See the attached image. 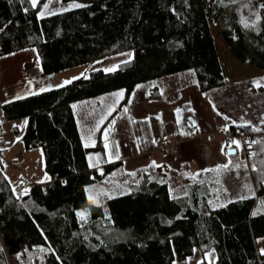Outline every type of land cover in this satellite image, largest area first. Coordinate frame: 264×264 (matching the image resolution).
Listing matches in <instances>:
<instances>
[{"label":"trees","instance_id":"16d2710c","mask_svg":"<svg viewBox=\"0 0 264 264\" xmlns=\"http://www.w3.org/2000/svg\"><path fill=\"white\" fill-rule=\"evenodd\" d=\"M46 1L33 7L30 0H0V56L36 48L40 75L129 51L134 56L114 72L95 70L87 78L2 106L6 121L28 118L21 142L27 150L42 149L50 179L31 185L17 199L0 151V264L16 256L21 264H36L41 257L42 264H175L193 256L195 249L214 251L212 264H264L258 250L264 239V124L260 131L239 126L243 124L228 129L232 135L251 136L249 142H261L247 146L255 192L246 199L213 207L207 182L189 183L184 192L173 194L167 178L155 181L144 174L131 192L103 206L90 202L86 188L120 162L91 168L87 155L103 148L108 121L99 128L96 145L85 147L72 107L123 89L111 119L137 85L187 70L194 71L207 96L227 83L219 42L242 65L264 72V0H61L83 6L41 18ZM246 1L259 4L255 27L243 25L246 18L239 7ZM231 5L247 36L235 42L229 31L218 38L213 30L228 19ZM83 211L86 220L77 215Z\"/></svg>","mask_w":264,"mask_h":264},{"label":"crops","instance_id":"0c3cea01","mask_svg":"<svg viewBox=\"0 0 264 264\" xmlns=\"http://www.w3.org/2000/svg\"><path fill=\"white\" fill-rule=\"evenodd\" d=\"M236 19H238V15H236ZM239 32L242 36L247 37L241 27ZM252 43L255 46H259L255 40ZM133 56L134 53L129 51L97 61L93 64L79 65L60 72L38 75L34 79L29 77L21 80H16V77H14L15 72H19V69H14L13 63L10 66L6 65L2 69L9 74L11 84L0 86V119L4 117L2 112V106L4 104L17 100V96L27 97L31 95L29 94L30 92H24V88L30 87L31 89L29 91L42 93L40 91L42 88H59L58 86L66 80H76L72 78L83 77L81 74L89 77L92 71H104V69L120 65L125 63V61H131ZM243 66L250 69L248 63ZM20 68L23 69V65ZM259 71L260 75L264 78V72L262 70ZM226 78V85H229L231 80L228 74ZM16 81H20L21 83H14ZM220 88L214 89L213 91H217ZM121 90L124 91L123 89L115 90L94 98L79 100L72 104L81 140L84 146L86 144L88 145L85 147H94L96 145L98 130L108 121L102 132L103 148L98 152L89 153L87 159L90 165L89 157H92L91 163L95 166L91 168H101L104 165L120 162V166L108 175H115L113 177L114 180L111 181L112 184L107 189L102 190L103 192L109 193L111 198L131 192L133 186L137 184L138 180L144 174L148 175L151 180L156 181L161 178H167L177 183L178 179L189 180L192 179L190 178L191 176H196L197 173H200V175L196 177L204 176V169H216L218 165L229 164V160H231V164H234V160L236 159L229 158L221 152L222 146L228 142L224 136L228 131L225 132L221 129L225 126L229 129L230 125L233 124L232 121H235V124L250 122L252 126L258 123V121H250L249 119L241 120L240 118L233 117L235 115L228 113L225 110L226 107H222L220 111L216 106L217 103H215V95L204 96L202 94L196 83L193 70L167 75L137 85L133 91L134 96L132 93L130 101L110 119L124 97L118 98L113 94ZM150 95H153V98H150ZM189 103L191 108L194 109V112L189 111L186 107ZM213 104L216 110H213ZM126 106L128 107V112L124 113L123 109ZM110 108H113L111 113H109ZM177 109L181 110L179 113L180 123H177ZM225 116L229 119L225 120ZM190 118L196 122L199 131L188 126ZM113 119H115V125L114 132H111L109 135V149L115 151L114 142H118L120 158L109 161L107 154L109 149H105L104 147L105 140L103 134L110 127V122ZM130 119L132 122H130ZM3 122H6V120ZM3 122H0V124L2 125ZM263 124L264 122H260L258 128ZM181 129L194 134L181 135ZM153 140L156 143H153ZM165 140L169 142L168 145H163V141ZM137 141H139V147H137ZM240 149L245 158L241 147ZM17 158L21 163L22 171L34 179L35 184H42L39 181L44 180L47 174L44 169V154L42 149L27 150L23 145L17 152ZM153 161L158 165L169 166L172 171L171 175L169 177L164 176L160 172V167L155 169L148 167ZM243 170L247 175V169L244 168ZM9 171L19 173V176L16 178L21 183L20 172L13 166L10 167ZM132 172L136 173L135 177L127 174ZM214 172L210 171L207 175L212 176ZM108 176L101 182L90 185L91 189L97 188L95 198H103L100 202L103 206L107 205L110 198L109 195L101 194L99 187ZM48 181L49 179L45 182ZM172 185L173 183L170 182V189ZM244 194L242 193L243 196H245ZM240 196L241 194L234 199H239Z\"/></svg>","mask_w":264,"mask_h":264},{"label":"rangeland","instance_id":"374dc122","mask_svg":"<svg viewBox=\"0 0 264 264\" xmlns=\"http://www.w3.org/2000/svg\"><path fill=\"white\" fill-rule=\"evenodd\" d=\"M45 5H47V13L45 14L47 15L48 13L61 12L69 6L73 5V3L65 4L61 0H47L43 5L42 11L45 10ZM259 8V4L256 1H246L239 7V13H241L246 18V20L244 21H247L249 26L251 25L250 27H252L253 24L257 23V19L260 15ZM226 15L228 16L227 20L223 19L213 26L214 34L219 38L220 34L222 35V32L227 30L229 31V34H231L230 38L233 41H237L239 40V38H244V36H242L239 32L241 25L239 19H236L237 12L233 5H231L227 9ZM219 43L221 44V55L227 65V74L229 75V79L231 81L229 85H226V83V86L220 88L217 91H211L208 95H215V103L218 104H216V106L220 111L222 110V107H226L225 110H227L228 113L235 115L233 117H236L238 119L240 118L241 120L249 119L250 121H258L257 124H254V127H258L260 122H262L264 119V78L260 75L259 69L246 68L232 57L231 53L222 44V42ZM12 63L14 64V69H19V72H15L14 74L16 80H21L29 77L34 79L36 76L41 74V65L38 50L36 48L23 49L10 55L0 56V86L11 84L9 74L6 73L3 69L4 66H10ZM22 65L23 69L20 68ZM258 80L261 81L260 87L255 86L254 83ZM14 83L18 84L21 82L16 81ZM24 89V92H31L29 91L31 89L30 87ZM25 121L28 122V118L24 117L13 121L3 122L2 125L0 124V130L3 139L0 143V149L3 150L1 151V153L4 160V169L9 177V180L17 191V194H20L25 188L30 189V186H24L19 182V180H17L16 177L19 176V173H14L13 171L8 172L10 167L13 166H11V164L14 162H16V164L13 167H15L19 172L22 171L21 163L17 158V152L20 147H23L21 136L27 125L25 124ZM16 130H18L19 132H16ZM232 147L235 146L232 145ZM237 149V155L228 156L229 158H234L236 160H234L235 163L231 164V166L226 170L214 172L212 176H208V172H205L204 176L196 177L195 180L178 179L177 183L169 180V182L173 183V185L171 186L172 193L175 194L184 192L186 190L185 187L189 183H201L202 181L207 182L212 192L211 204L217 205L216 207H219V205L222 203L225 204L229 200H234V198H237V196H239L240 194L242 195V193H245V196L254 194V183L251 177V172L246 160V156L244 158L241 149ZM236 164L241 165L239 169H236L234 167V165ZM245 165L247 167H245ZM243 167L247 169V175L244 172ZM113 177H115V175L108 176V178H106V180L102 182L99 189H101V191L107 189L108 186L112 184L111 181L114 180ZM246 184L249 186L248 188L244 187ZM86 189L88 199L90 195H92L93 197L96 196L97 188L91 189V187L88 186ZM95 199L97 200V204H101L100 202L103 200V198ZM83 212L85 213V211ZM258 250L260 253L262 252L261 250H264V239L259 241ZM208 253H211V256L206 255ZM208 253L203 254L199 249H195L193 256L185 261L175 262V264H198V262L200 261H206L208 262V264H212L216 260V253L214 251H210ZM41 258L36 261V264H42ZM19 264H21L20 261Z\"/></svg>","mask_w":264,"mask_h":264},{"label":"snow or ice","instance_id":"6c2138e0","mask_svg":"<svg viewBox=\"0 0 264 264\" xmlns=\"http://www.w3.org/2000/svg\"><path fill=\"white\" fill-rule=\"evenodd\" d=\"M30 2H31V4H32L33 7H36L38 0H30ZM82 6H83V5H80V4H73V5H71V7H76V8H78V7H82ZM64 10H68V9H64ZM46 13H47V5H45V10H44V11H41V12L39 13V16H40L41 18H43V17L45 16ZM48 14H53V15H54L55 13H48ZM244 26H245V27H249V24H248L247 21H244ZM252 27H255V24H253ZM129 57H130V59H131L130 54H129ZM128 62H130V61H125V63H128ZM118 67H119V65H116V66H114V67L104 69V71H106V72H113V71H115ZM81 75H82L84 78H87V76H86L85 74H81ZM79 78H80V77H73L72 79H79ZM70 83H72V80H66V81H64L61 85H59L58 87H62V86H64V85H67V84H70ZM254 83H255V86H257V87H260V86H261V81H259V80H258V81H255ZM138 87H140V86H138ZM47 90H49V89H45V88L40 89L41 92H43V91H47ZM29 94H31V95H37V94H39V93H37V92H30ZM113 95L116 96V97H118V98H119V97H123V96H124V91L121 90V91H119V92H117V93H114ZM133 96H134V93H133ZM23 98H24L23 96H17V97H16V99H23ZM74 107H75V106H74ZM186 107L188 108L189 111H193V112H194V109L191 108L190 103H189V105L186 106ZM212 107H213V110H216L214 104L212 105ZM112 110H113V108H110V109H109V113H111ZM176 111H177V114H178L177 123H180L179 113H180L181 110H180V109H177ZM123 112H124V113H127V112H128V107H127V106L123 109ZM218 114H219V113H218ZM157 118L159 119V117H157ZM224 119H225V120H228L229 118H228L227 116H225ZM130 122H132L131 119H130ZM262 122H264V121H262ZM232 123L235 124L236 122H235V121H232ZM25 124H27V121H25ZM114 125H115V119H113V121L110 122V127L104 131V134H103V135H104V140H105V143H104V147H105V149H109V135H110L111 132H114ZM188 126H189L190 128L195 129L196 131H199V127H198V125H197L196 122H195L194 120H192L191 118H190L189 121H188ZM239 126H250V122H245L243 125H239ZM97 130H98V128H97ZM221 130L226 132V131H228V127L225 126V127L222 128ZM251 130H252V131H260L261 129L258 128V127H254V126H253V127L251 128ZM180 134H181V135H193L194 133H192V132H185L183 129H181ZM152 142H153V143H156L155 140H153ZM136 143H137V147H139V141H137ZM252 143H261V142H260V141H252V142H249V147H251V144H252ZM114 144H115V149H116V150H115V151H112V150L109 149V151H108V153H107V154H108V159H109V161H111V160H113V159H119V158H120V157H119V151H118V149H119V144H118V142H114ZM232 145H235L236 148H240V142H239L238 140H232V141L226 142L225 145L222 146V148H221V152H222V154L227 155V156H232V155H234V154H235V151H234V149L232 148ZM85 146H88V145L86 144ZM225 149H227V151H226ZM0 151H3V150L0 149ZM252 155L254 156L255 154L253 153ZM91 160H92V157H89V161H90V165H89V166H90V167H93V166H95V165L91 163ZM229 166H231V160H229V164H226V165H218L216 169H204L203 171H204V172H210V171L220 172V171H222V170H226ZM240 166H241L240 164H236V165H234V167H235L236 169H239ZM148 167L155 169V168H157V167L162 168V167H164V166H163V165H158V164H156L155 161H153ZM245 167H247V166L245 165ZM253 170H256V169H255V165H253ZM144 171H146V169H144ZM127 174L130 175V176H133V177H135V175H136V173H134V172H132V173H127ZM198 175H200V173H197V174H196V176H198ZM196 176H191L190 178H192L193 180H195V179H196ZM48 179H50V178H49V177L47 176V174H46L44 180L39 181V183H43V182H45V181L48 180ZM244 187H245V188H248L249 186L246 184ZM13 190H14V189H13ZM29 191H30V190L27 189V188L23 189L22 192H21L20 194H18L17 199H20L22 196L27 195V194L29 193ZM225 191H226V190H225ZM249 191H250V189H249ZM101 194H103V195H109V198H111V196H110L109 193H106V192L101 191ZM246 198H247V197H245V196H243V195L240 196V199H246ZM89 200H90V202L97 203V200H96L95 197H93L92 195L89 196ZM231 202H232V201H228V203H231ZM210 203H211V202H210ZM261 204H262V207H264V201H262ZM216 206H217V205H213V207H216ZM219 206L223 207V206H226V204H223V203H222V204H220ZM77 215H78L82 220H86V214H85L84 212L77 213ZM253 215H255V213H253ZM2 250H3V249L0 248V251H2ZM40 251L43 252V251H45V249L41 248ZM261 251H262V254H264V250H261ZM206 255L211 256V253H208V254H206ZM198 264H204V262H203V261H200V262H198Z\"/></svg>","mask_w":264,"mask_h":264},{"label":"built area","instance_id":"2783aa9c","mask_svg":"<svg viewBox=\"0 0 264 264\" xmlns=\"http://www.w3.org/2000/svg\"><path fill=\"white\" fill-rule=\"evenodd\" d=\"M5 120L4 117H2L0 119V122H3ZM225 138L229 141H232V140H238L240 142V147L242 148L243 150V153L244 155L247 157V146H248V143L249 141L252 139V137H247L245 135H232L231 133L227 132L225 135ZM2 135H1V130H0V143L2 142ZM168 141L165 140L163 141V145H168ZM16 162L12 163L11 165L15 166ZM164 167L160 168V172L166 176V177H169L171 175V168L167 165H163ZM20 181L21 183H23L24 185H33L35 184L34 183V179H32L29 175H27L26 173L24 172H20ZM19 256H16V257H9L8 258V262L9 264H19Z\"/></svg>","mask_w":264,"mask_h":264},{"label":"water","instance_id":"95a60500","mask_svg":"<svg viewBox=\"0 0 264 264\" xmlns=\"http://www.w3.org/2000/svg\"><path fill=\"white\" fill-rule=\"evenodd\" d=\"M233 149H234V151H235V154L234 155H232V156H235V155H237V153H238V149L236 148V147H232ZM227 151V150H226Z\"/></svg>","mask_w":264,"mask_h":264}]
</instances>
